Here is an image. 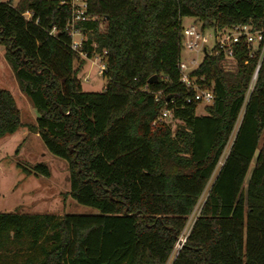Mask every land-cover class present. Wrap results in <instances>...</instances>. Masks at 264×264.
I'll return each mask as SVG.
<instances>
[{"label":"trees","instance_id":"16d2710c","mask_svg":"<svg viewBox=\"0 0 264 264\" xmlns=\"http://www.w3.org/2000/svg\"><path fill=\"white\" fill-rule=\"evenodd\" d=\"M84 1L89 20L77 27L87 58L102 56L99 92L81 88L68 3L0 2V46L37 113L30 128L66 161L68 195L97 210L0 213V264H166L180 237L170 264H264V54L244 102L261 44L240 39L233 71L204 58L194 74L213 81L214 98L203 114L184 102L177 68L182 18L258 30L264 0ZM163 108L168 124L157 121ZM21 125L0 88V138Z\"/></svg>","mask_w":264,"mask_h":264},{"label":"rangeland","instance_id":"374dc122","mask_svg":"<svg viewBox=\"0 0 264 264\" xmlns=\"http://www.w3.org/2000/svg\"><path fill=\"white\" fill-rule=\"evenodd\" d=\"M6 1L8 0H0V2ZM16 1L12 0V3L15 4ZM191 21L192 18L184 17L181 20V25L185 26L192 23ZM206 32L210 33V30ZM209 46H211V41ZM202 58V52H190L186 49L180 51V59L188 65L191 59H197L199 62ZM100 63L101 61L97 58L86 59L81 56L74 63L83 91L99 92L103 89L106 79L97 73ZM84 78L86 79L84 80ZM0 88L8 90L15 99L22 126L28 131L25 138L21 137V131L0 138V213L18 212L52 215L97 213L95 208L78 204L68 195L69 172L67 163L65 160L50 154L30 128L35 124L37 113L18 89L13 72L4 58L2 46H0ZM23 99H26L28 104ZM204 111L202 104L198 105L195 110L196 114H203ZM170 122H172L171 119L167 118L162 123L168 124ZM173 127L174 124H171L172 129ZM227 150L228 146L225 148L223 157ZM38 163L48 167L50 173L48 177L33 173L32 167ZM210 183L211 181L203 191L201 200L204 199ZM196 212L197 209L195 208L188 217L186 225L190 226ZM180 240L178 241L180 242ZM177 249L178 245L175 246L166 264H170Z\"/></svg>","mask_w":264,"mask_h":264},{"label":"built area","instance_id":"2783aa9c","mask_svg":"<svg viewBox=\"0 0 264 264\" xmlns=\"http://www.w3.org/2000/svg\"><path fill=\"white\" fill-rule=\"evenodd\" d=\"M60 4L68 3L71 7V15L67 21L66 28L68 29L71 37L70 48L77 52L79 56L87 58V53L81 50L82 42L85 40L84 35L77 27V23L88 21L89 17L86 15V3L84 0H59ZM197 23V24H195ZM210 30V33L206 31ZM243 39L247 46L250 48L253 44H261L260 53L258 56L257 64L255 66L253 75L248 84L247 91L244 97V102L247 101L249 94L253 88L256 75L264 54V27L258 30H252L251 26L247 25H233L231 27H210L202 29L201 23L195 20L185 26L181 30V49H186L190 52H202L206 48V53H203L201 61L191 59L189 65L183 62L180 58L177 63L179 72V82L184 86L187 95L184 98L185 103L195 102L198 105H210L213 102V81L209 83L204 82L203 76H198L194 72L203 62L206 56L218 57L220 64L224 70L233 71L236 66V58L234 56V45ZM211 41V46L209 42ZM91 58L98 59L101 63L98 65L97 73L102 75L104 70V62L102 56L94 55ZM246 63V61L244 62ZM86 78H84L85 80ZM161 92L155 94V100L158 99ZM242 110L239 114L241 116ZM172 118V112L163 108L157 121H164L165 119ZM154 125V123H152ZM181 239V240H180ZM177 244L178 249L184 242V237H180ZM177 249V250H178Z\"/></svg>","mask_w":264,"mask_h":264},{"label":"crops","instance_id":"0c3cea01","mask_svg":"<svg viewBox=\"0 0 264 264\" xmlns=\"http://www.w3.org/2000/svg\"><path fill=\"white\" fill-rule=\"evenodd\" d=\"M192 21H194V19L192 18ZM191 21V22H192ZM14 76V75H13ZM15 79V78H14ZM16 81V80H15ZM3 89V88H2ZM19 89V88H18ZM22 94V93H21ZM20 96H22V95H20ZM21 98H23V97H21ZM15 100V99H14ZM24 100V102H26V104H28L27 103V101H26V99H23ZM22 124V123H21ZM17 131H21V137H23V138H25L26 137V134H28L27 132V130H26V128L24 127V126H22L21 125V127H19L18 128V130ZM33 133H34V135L36 136V137H38L39 138V136H38V134L37 133H35L34 131H33ZM11 135V134H10ZM4 137V136H3ZM40 139V138H39Z\"/></svg>","mask_w":264,"mask_h":264},{"label":"water","instance_id":"95a60500","mask_svg":"<svg viewBox=\"0 0 264 264\" xmlns=\"http://www.w3.org/2000/svg\"><path fill=\"white\" fill-rule=\"evenodd\" d=\"M203 53H206V48L203 49ZM155 78H156L155 76L150 77V78L148 79V83L153 82V81L155 80Z\"/></svg>","mask_w":264,"mask_h":264}]
</instances>
